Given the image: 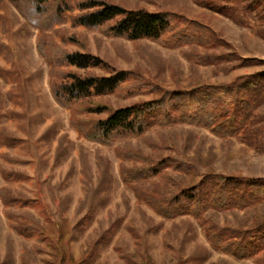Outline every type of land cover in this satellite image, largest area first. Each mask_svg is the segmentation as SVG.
<instances>
[{"label": "rangeland", "instance_id": "obj_1", "mask_svg": "<svg viewBox=\"0 0 264 264\" xmlns=\"http://www.w3.org/2000/svg\"><path fill=\"white\" fill-rule=\"evenodd\" d=\"M85 1L91 0H67L56 13L58 2L52 0L32 14L24 1L0 0V264H51L60 248L76 261L87 258L88 264H256L254 258L238 260L213 248L191 216L158 215L137 190L170 199L191 186L192 176L167 167L177 185L161 178L136 185L123 180L125 170L143 165L137 154L153 164L180 158L201 174L264 178V146L255 131L252 144L187 124L156 125L113 144L88 133L110 110L139 106L166 91L231 83L264 71V18L253 11L246 14L249 25L239 24L194 0H96L197 20L219 40L215 48L168 47L76 24L77 16L90 11L79 7ZM55 47L91 53L108 65L94 69L96 75L125 71L128 80L115 93L64 106L55 99L53 85L66 80L62 72L77 69L59 65ZM231 52L259 63L234 69L235 63L192 60L195 54ZM99 103L108 109L96 112ZM261 124L264 101L249 128ZM206 215L222 226L251 228L264 221V201L243 210L209 209Z\"/></svg>", "mask_w": 264, "mask_h": 264}, {"label": "trees", "instance_id": "obj_2", "mask_svg": "<svg viewBox=\"0 0 264 264\" xmlns=\"http://www.w3.org/2000/svg\"><path fill=\"white\" fill-rule=\"evenodd\" d=\"M11 1L17 4L24 1L25 10L33 14L44 11L52 0ZM54 1L58 2L55 6L56 13H59L61 4L67 3V0ZM194 1L239 24L249 25L246 14L253 11H257L264 18L261 15L264 11V0ZM79 7L90 11L77 16L74 19L76 24L99 28L113 37L148 39L168 47L197 44L215 48L219 44L217 33L211 27L175 13L128 10L116 4L96 0L81 2ZM27 17L31 15L27 14ZM35 22L42 24L37 19ZM56 51L61 55L58 58L59 65H70L77 69V72H62L66 80L53 85L55 99L64 106L115 93L128 80L129 74L125 71L109 76L96 75L94 69H107L108 65L91 53L68 52L57 48ZM192 60L203 65L235 63L234 69L259 63L256 59L241 58L234 52L195 54ZM78 70L86 73L81 74ZM262 101L264 71L239 77L231 83L166 91L139 106L110 110L106 117L94 123L88 135L103 144H113L118 139L140 135L156 125L170 127L187 124L205 128L220 138L234 137L246 144H252L255 131L261 146H264V124L254 130L249 128V120ZM97 107L96 112L108 109L102 103ZM137 157L143 165L124 171L123 180L127 184L136 185L153 178H161L177 185L178 182L172 178L167 167L192 176L191 186L170 199H163L152 192L137 188L144 202L158 215L170 220L191 216L204 228L207 241L216 250L238 260L254 258L256 264H264V221L251 228H241L219 225L206 215L209 209L223 212L248 209L260 204L264 201V178L224 176L213 172L201 174L193 164L180 158L168 157L153 164L152 159L147 156L137 154ZM41 207L49 219L45 204L41 203ZM58 256L59 261L56 259ZM57 257L50 263L88 264L90 261L87 258L76 261L67 250L61 248Z\"/></svg>", "mask_w": 264, "mask_h": 264}]
</instances>
